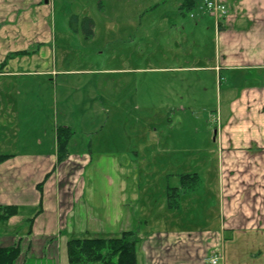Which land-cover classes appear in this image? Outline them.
Wrapping results in <instances>:
<instances>
[{
  "label": "crops",
  "instance_id": "1",
  "mask_svg": "<svg viewBox=\"0 0 264 264\" xmlns=\"http://www.w3.org/2000/svg\"><path fill=\"white\" fill-rule=\"evenodd\" d=\"M50 1L0 0L2 61L13 51L10 44L18 42L21 46L31 40L22 47L34 50L8 60L2 72L3 91L13 87L5 78L16 80L22 72L59 75L49 67L34 70L15 65L36 55L51 40ZM202 1L195 0L192 7ZM222 1L228 14L219 32L216 18L204 13L210 19L203 24L213 32L209 64L175 65L180 71L206 67L217 81L224 80L219 90L222 103L213 114L219 176L212 185L200 172L177 170L182 163H172L169 158L160 162L162 174L166 171L160 193L158 190L157 196H147L143 186L152 183L150 165L141 164L132 150L108 151L104 146L117 134L105 133V125L96 128L101 148L94 155L92 142L79 144L86 142L71 126L70 116L61 124L51 113L42 112L35 115L34 120L41 121L37 125L30 117L19 118L27 98L15 97L12 101L2 97V104L14 112L16 128L4 129L2 134V154L13 156L0 164V204L15 206L17 212L0 221V246L19 244L20 256L15 264H70L66 251L69 239L116 237L132 230L142 237L138 264H207V254L216 248L222 253L220 264H264V0ZM144 2L148 12L169 8L165 15L169 14L176 30L179 25L176 32L183 41L202 39V32H206L201 23L191 21L192 7L186 0ZM251 70L261 76L259 72L252 75ZM110 88V96L115 95L116 87ZM98 95L100 98L93 100L86 97L85 103L93 106L94 101L104 98ZM63 96L66 101L67 93ZM64 110L70 113L68 105ZM61 125L75 133L69 141L68 156L59 162L57 129ZM194 172L200 182L188 191L181 190L177 204L170 206L169 188H181V175ZM203 211L204 218L200 219L199 212Z\"/></svg>",
  "mask_w": 264,
  "mask_h": 264
},
{
  "label": "rangeland",
  "instance_id": "2",
  "mask_svg": "<svg viewBox=\"0 0 264 264\" xmlns=\"http://www.w3.org/2000/svg\"><path fill=\"white\" fill-rule=\"evenodd\" d=\"M50 3L52 20L48 36L51 40L36 55L25 57L15 65L31 66L34 70L49 67L59 75L22 72L16 80L5 78L9 81L8 86L13 87L3 91L2 72L5 69L0 71V154L3 130L14 131L16 128L14 112L2 104V97L12 101L15 97H22L27 100L19 118L30 117L29 120L38 125L41 121L36 118V122L35 115L49 112L55 122L63 124L68 115L71 126L86 142L79 144L90 145L87 140L92 142L94 155L101 148L96 128L105 125V133H116L117 138L104 147L110 152L132 150L141 164L146 162L150 165L152 183L143 186L148 190L147 196L154 197L160 193V184L163 178L166 180V171L162 174L160 162L165 163L169 158L172 163H182L177 170L197 171L208 176L211 185L216 183L219 175L215 163H218V157L213 137L217 122L213 114L217 105L222 103L219 90L224 80L217 81L206 67L184 71L175 67L177 64H209L207 58L213 55L214 48L213 32L210 33L208 25L203 24L204 20L210 19L209 14H203L199 8L189 12L193 19L190 20L201 23L203 31H206L202 32V39L193 38L195 43L191 39H180L177 33L179 25L176 30L169 14L165 15L169 8L148 12L144 0H51ZM85 17L93 21L90 35L84 30ZM0 35L1 63L2 14ZM4 40L6 43L9 41ZM19 44H10L9 48L25 52L22 46H26ZM27 51L23 55L34 52ZM249 72L253 75L259 71ZM111 85L116 87V98L113 94L110 96ZM64 92L67 93L66 101H63ZM98 94L104 98L94 101L93 106L90 102L85 103L87 98H100ZM82 96L84 103L80 104ZM29 98L36 103L32 105ZM66 105L69 106V114L64 110ZM20 122V119L16 121L17 124ZM138 149L140 152L136 154ZM199 214L203 219L204 211ZM59 248L62 257L61 245ZM66 251L68 256L67 247ZM60 256L57 253V257Z\"/></svg>",
  "mask_w": 264,
  "mask_h": 264
},
{
  "label": "trees",
  "instance_id": "3",
  "mask_svg": "<svg viewBox=\"0 0 264 264\" xmlns=\"http://www.w3.org/2000/svg\"><path fill=\"white\" fill-rule=\"evenodd\" d=\"M189 7L194 5L195 0H186ZM193 8V7H192ZM77 20V17L74 18ZM93 21L89 17L84 18V30L88 35L93 32ZM28 53L27 50L13 51L0 63V71L7 66L8 60L14 56ZM74 130L69 126H59L57 129L58 161H63L69 154V141ZM11 154H0V164L10 158ZM200 182V176L194 173L181 175L182 187H170L168 200L170 206L177 204L180 190L194 188ZM42 187V185H41ZM42 189V188H41ZM15 206H4L0 204V221L8 220L16 214ZM141 235L137 231H125L116 237H79L68 241V258L71 264H138V244ZM19 244L12 246H0V264H15L20 255Z\"/></svg>",
  "mask_w": 264,
  "mask_h": 264
},
{
  "label": "built area",
  "instance_id": "4",
  "mask_svg": "<svg viewBox=\"0 0 264 264\" xmlns=\"http://www.w3.org/2000/svg\"><path fill=\"white\" fill-rule=\"evenodd\" d=\"M200 9L203 12L212 14L216 18V28L219 32L221 23L228 13L225 3L222 0H204ZM206 259L207 264H220L222 259L220 249H213Z\"/></svg>",
  "mask_w": 264,
  "mask_h": 264
}]
</instances>
